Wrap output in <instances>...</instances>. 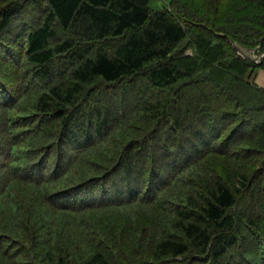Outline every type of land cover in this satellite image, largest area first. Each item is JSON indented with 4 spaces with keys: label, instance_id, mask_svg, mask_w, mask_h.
<instances>
[{
    "label": "trees",
    "instance_id": "1",
    "mask_svg": "<svg viewBox=\"0 0 264 264\" xmlns=\"http://www.w3.org/2000/svg\"><path fill=\"white\" fill-rule=\"evenodd\" d=\"M243 1L0 0V264H264Z\"/></svg>",
    "mask_w": 264,
    "mask_h": 264
},
{
    "label": "rangeland",
    "instance_id": "2",
    "mask_svg": "<svg viewBox=\"0 0 264 264\" xmlns=\"http://www.w3.org/2000/svg\"><path fill=\"white\" fill-rule=\"evenodd\" d=\"M151 1L154 4H156L159 8L167 7L170 2V0H151ZM208 1L210 3V0H189L192 6L191 9H193V11L194 10L196 11L195 14L200 15L202 13L203 18H206V20H207L206 7H208L207 5ZM211 1L214 3V5H216L214 9L218 8L220 14H222L228 8H230V11L228 12V16L226 17L227 21L225 20L224 22H233L232 24H237L239 22H242L244 19H247L249 21L248 24L256 25L257 22L252 21L251 18L260 17L261 14H263V11H261L255 5L247 3L243 0H211ZM208 16H211V18L214 19V17L212 16V13ZM251 56L252 58H254V60L259 62L261 61V58L263 57V52H261L260 49L252 51ZM12 72L15 73L16 69L12 70L10 72V75H12ZM254 80H256V75L254 76ZM221 93L223 97L221 99H225V98L229 99V95L225 94L223 91H221ZM216 94H219V92L216 91Z\"/></svg>",
    "mask_w": 264,
    "mask_h": 264
},
{
    "label": "crops",
    "instance_id": "3",
    "mask_svg": "<svg viewBox=\"0 0 264 264\" xmlns=\"http://www.w3.org/2000/svg\"><path fill=\"white\" fill-rule=\"evenodd\" d=\"M255 84L264 90V70H259L256 73V80H254Z\"/></svg>",
    "mask_w": 264,
    "mask_h": 264
},
{
    "label": "water",
    "instance_id": "4",
    "mask_svg": "<svg viewBox=\"0 0 264 264\" xmlns=\"http://www.w3.org/2000/svg\"><path fill=\"white\" fill-rule=\"evenodd\" d=\"M264 57V56H263Z\"/></svg>",
    "mask_w": 264,
    "mask_h": 264
}]
</instances>
